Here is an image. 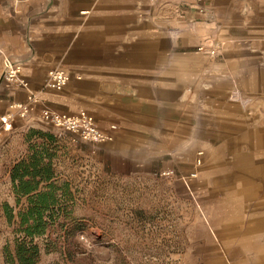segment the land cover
<instances>
[{"label":"crops","instance_id":"crops-1","mask_svg":"<svg viewBox=\"0 0 264 264\" xmlns=\"http://www.w3.org/2000/svg\"><path fill=\"white\" fill-rule=\"evenodd\" d=\"M212 40L215 55L196 51ZM0 49L22 63L29 83L7 84L0 58V113L29 91L39 98L1 137L48 125L44 106L86 111L109 139L91 142L64 130L56 142L51 130L32 152L51 161L58 143L65 162L86 160L85 167L112 175L176 173L206 146L208 160L226 167L210 182L211 192L220 188L211 199L220 210L214 248L204 247L198 263L264 264V205L244 198L237 211L234 204L248 190L264 193V154L254 164L237 158L264 151V0H0ZM52 67L70 74L61 90L42 85ZM247 165L258 178H228Z\"/></svg>","mask_w":264,"mask_h":264},{"label":"rangeland","instance_id":"rangeland-1","mask_svg":"<svg viewBox=\"0 0 264 264\" xmlns=\"http://www.w3.org/2000/svg\"><path fill=\"white\" fill-rule=\"evenodd\" d=\"M200 45L205 49L219 48L215 40L201 41L196 51L203 55L216 53L199 51ZM45 123L48 125L40 124L44 128L36 123L0 138L4 144L0 146V264H22L17 254L20 243L37 246L33 264H199L203 254L213 250L212 221L220 208L211 199L220 193V188L211 192L210 182L218 181L216 173L226 166H216L208 160L212 157L208 147L200 145L194 150L190 167L149 176L103 174L85 167L89 165L86 160L65 162L57 156L60 144L56 143L54 157L49 161L55 178L43 184L40 191L24 195L13 180L14 167L26 155L24 150L28 147L30 154L26 158L30 162L32 151L41 150L42 144L45 146L51 139L47 132L53 131L56 142L64 136L63 129ZM35 144L40 148L36 149ZM259 154L264 151L254 150L249 155L238 152L237 158H250L254 164ZM47 162L42 161L40 167ZM248 166L232 168L228 178H258L256 169L250 173ZM41 191H45L42 200L54 201L43 213L45 230L29 235L26 230L37 208L32 197ZM242 198L234 201L237 211L248 202L264 205V193L256 195L248 190ZM244 198L249 201L246 203Z\"/></svg>","mask_w":264,"mask_h":264},{"label":"built area","instance_id":"built-area-1","mask_svg":"<svg viewBox=\"0 0 264 264\" xmlns=\"http://www.w3.org/2000/svg\"><path fill=\"white\" fill-rule=\"evenodd\" d=\"M208 54H215L217 48L205 49L200 45L199 51ZM0 58L3 69V78L7 84L14 88H28L29 83L26 77L22 74V63L13 59L8 53L6 54L0 49ZM70 74L64 68L52 67L47 70L43 79L42 85L54 90H61L67 81ZM39 101L38 95L33 91H29L24 102L11 101L8 103V109L0 113V137L9 132L13 127V121L18 117H23L29 111L31 103ZM41 120L54 125L60 130L70 131L77 137L91 142L109 139L97 125L92 115L86 111H81L77 114L66 112H58L47 106L41 111Z\"/></svg>","mask_w":264,"mask_h":264},{"label":"trees","instance_id":"trees-1","mask_svg":"<svg viewBox=\"0 0 264 264\" xmlns=\"http://www.w3.org/2000/svg\"><path fill=\"white\" fill-rule=\"evenodd\" d=\"M28 158L30 159V162L27 161L26 157H24L14 167L13 173V180L15 181V185L17 186V189L20 191V193L24 195L33 192L30 190L38 188L41 182L46 181V179L50 178L52 175L50 173L49 161L46 163L45 166L40 167V164L43 161V156L41 153L34 152L32 155H29ZM48 191L49 193L52 192L51 190ZM44 192L45 191H41L32 197V201L35 203V206L37 208H34V210H36V215L34 214V221L32 224H29L26 230L27 234L29 235L40 234L46 228L43 213L47 209H50L54 199L49 202L47 200H42ZM46 195H48L47 192ZM50 195L53 197L52 194ZM38 206L40 208H38ZM37 249L38 248L35 245H30L26 247L24 244H18L17 254L19 262L22 264H33L36 258Z\"/></svg>","mask_w":264,"mask_h":264}]
</instances>
